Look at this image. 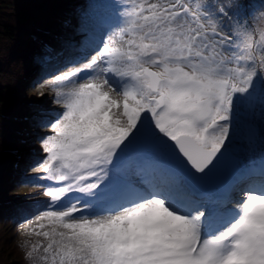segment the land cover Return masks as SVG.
<instances>
[{
    "label": "snow or ice",
    "instance_id": "snow-or-ice-1",
    "mask_svg": "<svg viewBox=\"0 0 264 264\" xmlns=\"http://www.w3.org/2000/svg\"><path fill=\"white\" fill-rule=\"evenodd\" d=\"M212 7L118 0L95 55L39 85L64 111L44 118L33 169L60 185L28 222L44 238L25 244L34 264H264V164L235 206L195 190L227 150L236 107L264 110V9Z\"/></svg>",
    "mask_w": 264,
    "mask_h": 264
},
{
    "label": "trees",
    "instance_id": "trees-1",
    "mask_svg": "<svg viewBox=\"0 0 264 264\" xmlns=\"http://www.w3.org/2000/svg\"><path fill=\"white\" fill-rule=\"evenodd\" d=\"M230 2L204 0L213 5L214 13L215 6ZM243 2L247 8L240 13L241 19H250L264 9V0ZM116 5L115 0H0V264H34L26 256L25 244L44 238L29 236L28 227L36 225L28 222L47 210L49 200L35 199L31 189L54 183L36 180L43 174L33 169L42 160L43 136L35 128L43 127L45 117L56 116L42 110L36 95L27 93L24 85L62 62L81 57L97 41L92 31L82 30L85 37L75 52L72 39L78 26L72 17L76 13L87 10L97 21L111 22ZM81 22L83 27L89 26L85 19Z\"/></svg>",
    "mask_w": 264,
    "mask_h": 264
},
{
    "label": "rangeland",
    "instance_id": "rangeland-1",
    "mask_svg": "<svg viewBox=\"0 0 264 264\" xmlns=\"http://www.w3.org/2000/svg\"><path fill=\"white\" fill-rule=\"evenodd\" d=\"M115 1L118 3V0ZM72 18L73 22H75V24L78 26V29L73 34L74 37L72 39V45L73 48H75V52H77L76 50L79 48L78 44L81 42V39L85 37V34H82L80 31H92L95 37H97V41L93 45L87 46L81 57L67 60L64 63L62 62L59 65L53 67L50 73L42 75L32 83H26L24 85L25 91L29 94L31 93L36 95L37 101L42 104V110H47V113L50 116H56L58 113H62L64 109L55 103V96L51 88L39 87V85L43 84L44 80L51 76L66 71L73 66H79L80 64L87 62L91 56L95 55V49L99 42L101 32L103 31L100 26H97V18L88 15L87 10L85 13H76ZM82 19H85L87 25L89 24L88 27H83L84 23L82 24ZM115 20L116 17L114 16V19L111 20V22L113 21L112 23H115ZM85 75H87V73L81 74L82 77ZM41 93H43V95ZM262 111L264 110H262L259 100H256L251 105H238L234 110L233 119L231 121L229 141L227 142L226 147L230 148L234 154L243 158V161L239 162V168L243 163L246 167V165L251 163L254 165L258 164L262 159H264V114H262ZM35 129L39 130L43 138L45 135L49 134V130L46 127H40L39 125ZM39 151H41V157L43 159L44 156H46V153L42 151V148ZM231 183L227 185L226 189H229ZM48 186L60 185L54 182L53 184L48 183V185L45 186L34 187L31 189L34 198L38 200H49V198L44 194L45 189ZM241 190H233L232 194L230 195L232 199V204L230 206H235V203L239 199V192ZM224 193L225 188H220L215 192L212 191V198ZM198 194L201 196H207L205 193ZM77 196L83 197V194L72 193L68 199L74 200ZM57 207H59V205ZM77 215H79V213ZM3 234L6 235L5 230Z\"/></svg>",
    "mask_w": 264,
    "mask_h": 264
},
{
    "label": "water",
    "instance_id": "water-1",
    "mask_svg": "<svg viewBox=\"0 0 264 264\" xmlns=\"http://www.w3.org/2000/svg\"><path fill=\"white\" fill-rule=\"evenodd\" d=\"M241 161H243L242 157L234 154L231 149L227 148L223 156L220 157L217 166L207 177L196 184L195 190L197 192H203L225 185L236 175L238 169L242 167L244 163L239 168V162Z\"/></svg>",
    "mask_w": 264,
    "mask_h": 264
}]
</instances>
